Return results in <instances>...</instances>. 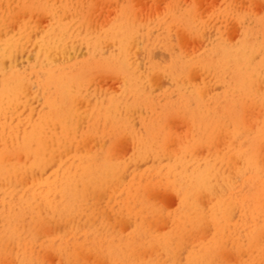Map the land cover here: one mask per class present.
<instances>
[{
	"label": "bare ground",
	"instance_id": "bare-ground-1",
	"mask_svg": "<svg viewBox=\"0 0 264 264\" xmlns=\"http://www.w3.org/2000/svg\"><path fill=\"white\" fill-rule=\"evenodd\" d=\"M171 7L151 25L117 16L90 39L64 0H0V223L17 246L15 264H46L29 253L31 235L19 237L47 220L61 236L48 241L57 264H264V111L251 112L264 110V19L238 21L234 41L218 33L188 61L161 66L150 51L160 36L209 27L207 14L195 24ZM28 10L48 25L39 29ZM24 13L27 21L8 31L11 16ZM143 32L150 53L142 72L135 52ZM24 57L27 66L18 63ZM222 71L235 108L229 126L204 104ZM99 77L120 79L118 91L98 87L90 100ZM163 79L191 89L156 108L147 97ZM172 115L191 122L183 137Z\"/></svg>",
	"mask_w": 264,
	"mask_h": 264
},
{
	"label": "rangeland",
	"instance_id": "rangeland-1",
	"mask_svg": "<svg viewBox=\"0 0 264 264\" xmlns=\"http://www.w3.org/2000/svg\"><path fill=\"white\" fill-rule=\"evenodd\" d=\"M64 2H66L70 6V9L75 18L80 19L81 23L86 22L85 25L82 26V30L80 31V33L83 36L89 37L90 39L99 36L102 28H104L105 25L114 22L117 16H122L124 18L129 17L127 18V20L124 21L127 24L135 25L137 21H139V23H141L142 25L144 21V23L150 22L149 25H151L156 21H158L157 16H160L161 14H163V12H166L164 11V9L168 8L169 5H171L175 10H177L172 14H180L181 11H183L184 14L187 15L191 21H194L195 24H198L201 21L199 15L204 16L207 14L206 18L205 17H204L205 19L203 18L205 21L202 19L201 22L204 23L208 18H210L206 23L207 25L209 24V27L206 26L207 29L206 28L202 29L199 33H197L199 34L198 37L201 39L203 37L202 31L208 30L206 34L204 32V37L205 36L206 37L203 39L207 38V40L204 41V43H203V39H201L202 42L199 40L196 32H192L191 34L185 35L182 39H179L178 35L176 34V31L169 32V34L166 37L160 36L162 31L159 34L155 32L157 37L160 36L159 39L161 41V44L155 50H152L150 48L152 54L151 55L152 63H156L157 65H161V66H169L174 56H177L179 57V59H182L184 61H188L192 55L196 53H201L204 49H208L212 44L211 41L217 37L216 35L219 34L222 35L223 34L222 32L224 31H225L224 34L226 35L225 39L227 40L228 38L234 41L236 39V35H238V30H239V28L237 29L238 21L244 24L243 19L249 18L250 21H252L256 17L264 19V0H64ZM188 4H190L191 7H188ZM10 8L12 9V6H10ZM210 11L211 12L213 11V14L210 13ZM208 14L210 15V17ZM215 14L216 16H214ZM28 16H29L28 17L29 20H31L32 23H36L39 29L40 28L42 29L43 27L42 24L43 25L47 24L49 21L46 15L31 13L30 10H28ZM11 17L14 18V20L11 19V21H13L15 24L11 21H8V23L6 24L8 26V31L10 32H15L19 27H21L24 21H27L26 18L27 16L25 13L23 15L18 14V17L16 16V14H13ZM153 18L156 19L155 22H152ZM44 19L46 20L44 21ZM211 19H213L212 23L210 22ZM19 20L21 22H19ZM20 23L22 24L19 25ZM211 25L214 26L210 28ZM43 28H45V26ZM213 28L216 29L215 32L217 34L214 31H212ZM263 30H264V25H263ZM84 31H86L87 33H85ZM208 39L210 40L209 41L210 44H208L207 42ZM80 46H81L80 48H82L83 54L86 55L85 45L81 44ZM144 47L147 48L149 47L148 41L146 40L145 32L140 33L139 50L135 52L136 54L135 58L138 60L142 72L145 71L144 64L146 62V56L147 54L150 53L149 50L145 49ZM107 56H109L108 51L105 53V57ZM24 58H22V60L19 59L18 63L19 61H21L19 64H23L27 66L28 63L27 59ZM214 59L217 60L218 56L215 55ZM29 62L31 63V61ZM229 73L231 76L235 74L233 71H229ZM223 74L224 71H222L220 73V76H217L216 79L215 78L211 79L212 86L210 90L207 91L210 93V95L206 97L204 104L208 109L214 106V108L220 114H222V118L227 123V126H229L230 122L232 121V116L235 108H234V104H232L231 94L227 92V90L224 89L219 84L220 77L221 78L227 77L226 75L222 76ZM120 82H121L120 79L111 80V77L110 78L99 77L96 80V83L95 81H92V84L96 87L97 91H94L93 95L89 96L90 100H92L93 97L99 96L101 91V90L99 91V88L102 89L104 88V86L107 88L108 93L110 94L111 92L116 93L119 88L116 87L118 86V84H120ZM190 87H191V83L187 84L184 82L183 84L182 82L178 83L170 79L169 80L163 79L153 89L152 96H148L147 99H152L151 105L158 108L160 104H163L166 101L178 102L177 99L181 100V98L183 97V93L185 91H189L191 89ZM263 88L264 85L262 87L260 86L259 88L257 87V90H260L259 98L263 96L262 93ZM263 111H264L263 109L251 110L253 115H259V116L263 114ZM129 119L130 117L125 116V120H129ZM168 122H171V127L175 129V132L177 133V135H179V137L180 136L183 137L185 131L186 130L190 131L192 127L191 122L181 116L172 115L169 117ZM133 124L136 127L139 126L138 117L133 118ZM230 142H232V137L230 138ZM245 143H246L245 146L248 147L249 143L248 142ZM126 144L127 143H123L122 145H120L119 153L122 154L123 151L125 150L124 153L127 156L128 155L127 153L130 154V151L128 152L130 147L128 146L129 148L128 150H126L127 149L125 148ZM150 164L151 161L141 163L140 169H142L143 171ZM164 195H163V199L165 202V208L168 210L174 209L176 205L175 198L172 196L171 193H169L168 195L167 194ZM0 200H1V192H0ZM0 211H2L1 205H0ZM36 223H38V227L36 228L35 232H33V226L31 225L29 232L27 231L23 232V234L19 238L25 239L24 236L25 233H28L27 235H31L32 237L31 239L34 242L30 244L31 248L29 250V253L33 256L36 255V257L44 256L46 264H57L58 253H52L49 249V244H48V241L50 239L51 241L55 240L53 243H57L59 241L58 239L56 240V238L61 237L58 236L59 233H57L56 230L57 228L54 222L51 220L49 221L47 220V222L44 225H42L39 222ZM129 228L130 225H128L126 229L128 232L131 230V229L129 230ZM1 233H2V223H0V242H4V246L0 248V264H15L17 262V260L15 259L17 246L14 242L11 241V239H7L6 237L7 234L2 236Z\"/></svg>",
	"mask_w": 264,
	"mask_h": 264
}]
</instances>
